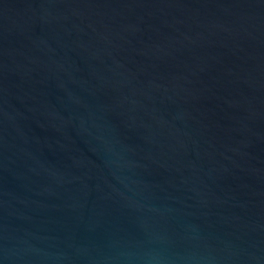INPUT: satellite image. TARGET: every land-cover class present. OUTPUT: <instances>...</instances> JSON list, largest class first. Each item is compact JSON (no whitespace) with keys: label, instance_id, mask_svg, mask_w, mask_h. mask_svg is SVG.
<instances>
[{"label":"water","instance_id":"obj_1","mask_svg":"<svg viewBox=\"0 0 264 264\" xmlns=\"http://www.w3.org/2000/svg\"><path fill=\"white\" fill-rule=\"evenodd\" d=\"M0 264H264V0H0Z\"/></svg>","mask_w":264,"mask_h":264}]
</instances>
